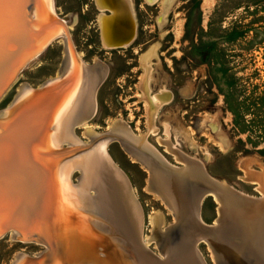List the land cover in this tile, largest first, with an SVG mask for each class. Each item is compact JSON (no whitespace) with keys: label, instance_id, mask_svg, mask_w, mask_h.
<instances>
[{"label":"rangeland","instance_id":"rangeland-1","mask_svg":"<svg viewBox=\"0 0 264 264\" xmlns=\"http://www.w3.org/2000/svg\"><path fill=\"white\" fill-rule=\"evenodd\" d=\"M53 1L60 16L68 19L81 62L96 61L105 70L94 91V113L74 126L78 139L88 142L86 129L100 134L121 120L132 135L147 134L148 144L170 165L181 168L184 164L159 138H168L172 148L201 162L215 180L261 197L251 181L258 173L264 175V0H131L135 36L120 48L104 46L96 0ZM62 43L54 40L34 63L22 68L0 100V111L26 85L36 89L56 78L65 59ZM152 47L156 51L150 57L147 97L162 89L171 94L156 112L155 133L148 130L147 97L142 89L146 80L142 56ZM165 123L170 126L167 137ZM111 141L107 152L137 200L141 239L153 237L150 219L156 214L162 216L161 232H169L176 219L148 190L146 169L118 141ZM217 208L211 195L204 198L198 208L200 220L214 224ZM149 243L157 253L158 242L152 239ZM196 245L202 264H217L204 241ZM43 249L6 234L0 238V264H12L20 253L34 257Z\"/></svg>","mask_w":264,"mask_h":264},{"label":"bare ground","instance_id":"bare-ground-1","mask_svg":"<svg viewBox=\"0 0 264 264\" xmlns=\"http://www.w3.org/2000/svg\"><path fill=\"white\" fill-rule=\"evenodd\" d=\"M43 2L44 0H40L41 7ZM96 3L101 10L99 29L104 46L126 47L135 36L136 28L131 0H96ZM104 10L109 12L104 13L106 12ZM52 19L54 22L55 19ZM55 22L54 25H57ZM60 27L57 26L56 30L60 31ZM56 40L63 42L61 38ZM62 44L65 59L56 78L43 83L36 88L38 90L26 85L21 88L13 103L6 110L0 111L2 122L34 101L35 104H41L42 111H45L49 101L55 100L57 89L67 88L70 90L67 94L69 96L66 95L69 100L64 109L63 105L55 106L51 108L50 114L48 112L43 114L46 120L52 117L54 124L50 121L47 125V146L53 153L62 150L63 143L85 145L92 141L86 148H81L92 150L80 159L78 183L71 181L73 169L67 174L61 171L62 165L55 166L52 170L54 194L48 201V207L53 218L52 223H58L56 250L65 257L60 262L63 263L70 258L67 264H71L74 258H79L80 261L83 258L92 260L97 255L101 257L103 264H202L196 251V244L204 241L213 252L217 264H264V175L258 173L254 181H251L257 184L261 197L259 199L251 197L234 190L224 182L215 180L206 173L201 162L183 156L168 145V138L162 140L159 138L158 141L166 146L176 160L184 164L181 168L170 165L158 155L159 153L157 154L153 146L148 144L147 134L132 135L121 120L111 124L108 131L110 136H96L98 134L88 128L85 135L89 141L78 139L74 134V126L80 121L85 122V119L94 113V91L104 77L105 70L96 61L94 64L84 62L83 64L77 50L74 54L70 52L68 44L64 42ZM155 48H150L142 56L146 73L142 88L145 97L148 96L150 57L155 53ZM170 96L167 90L162 89L158 94L146 98L149 132H156L154 117L158 108ZM169 130L170 126L165 123L166 137L170 133ZM111 140L118 141L131 159L140 162L139 164L146 169L148 190L154 192L164 202L176 219L169 232H161L162 216L156 214L150 219L153 223V237L141 239L139 231L141 214L135 202L137 200L134 201L135 196L128 188L130 185L107 152L106 145L112 142ZM65 167L66 164L63 165L64 169ZM209 195L218 204V217L211 225L202 222L198 213L203 199ZM6 234L12 239L22 240L19 241L22 243L43 246L38 242L19 239L22 237L17 231L7 233L2 231L0 238ZM140 239L145 246H148L152 239L158 242L157 248L160 252L156 254L161 261H154L146 254ZM98 242H102L105 247H100ZM43 248L41 253H47L48 247ZM101 249L105 252H101ZM34 257L20 253L12 264H26Z\"/></svg>","mask_w":264,"mask_h":264},{"label":"water","instance_id":"water-1","mask_svg":"<svg viewBox=\"0 0 264 264\" xmlns=\"http://www.w3.org/2000/svg\"><path fill=\"white\" fill-rule=\"evenodd\" d=\"M39 3L40 0H0V98L22 68L34 63L35 57L54 40L63 39L70 52L76 53L67 17L60 16L53 0H44L42 7ZM57 26H61L60 31L56 30ZM69 91L57 89L55 100L49 101L45 111L34 101L19 113L0 121V232L17 231L22 237L19 239L48 247L47 253H41L26 264H67L70 260L61 263L64 254L56 250L58 223H52L48 207L54 194L52 170L62 165L61 171L67 174L73 169L71 178L76 181L80 177V159L92 150L81 148L92 141L85 145L64 144L62 150L51 153L47 146V125L53 119L43 117L55 106L63 105L64 109ZM102 135L110 136V133L105 131L96 136ZM140 243L152 260L161 261L141 239ZM98 245L105 247L102 242ZM100 259L97 255L92 260L74 258L71 264H103Z\"/></svg>","mask_w":264,"mask_h":264},{"label":"crops","instance_id":"crops-1","mask_svg":"<svg viewBox=\"0 0 264 264\" xmlns=\"http://www.w3.org/2000/svg\"><path fill=\"white\" fill-rule=\"evenodd\" d=\"M109 12V11H108Z\"/></svg>","mask_w":264,"mask_h":264}]
</instances>
